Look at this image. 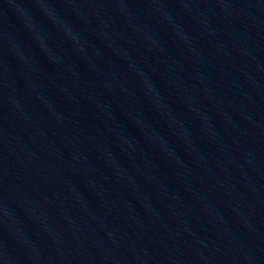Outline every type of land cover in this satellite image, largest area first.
<instances>
[{"label": "water", "instance_id": "95a60500", "mask_svg": "<svg viewBox=\"0 0 264 264\" xmlns=\"http://www.w3.org/2000/svg\"><path fill=\"white\" fill-rule=\"evenodd\" d=\"M0 264H264V0H0Z\"/></svg>", "mask_w": 264, "mask_h": 264}]
</instances>
